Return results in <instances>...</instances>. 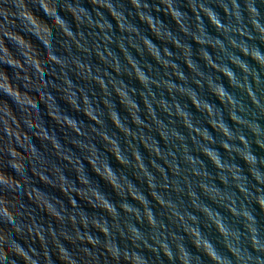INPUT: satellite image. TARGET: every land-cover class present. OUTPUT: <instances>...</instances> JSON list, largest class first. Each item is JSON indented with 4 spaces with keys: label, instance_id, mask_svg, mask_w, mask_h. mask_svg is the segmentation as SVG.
Segmentation results:
<instances>
[{
    "label": "clouds",
    "instance_id": "obj_1",
    "mask_svg": "<svg viewBox=\"0 0 264 264\" xmlns=\"http://www.w3.org/2000/svg\"><path fill=\"white\" fill-rule=\"evenodd\" d=\"M90 3L94 6L96 17L92 16L91 11L84 7L80 0H3L0 3V125L8 138L7 145L0 148V152L7 156L6 165L0 166V225L8 226V231L0 228V264H41V252L31 246L25 247L16 238H23L25 231L34 240L38 238L42 243L43 264H55L52 261V251L48 248L44 226L36 223L25 224L22 219L23 213L19 209L25 207L24 198L30 204L40 207L46 215L62 223L67 218L73 225L79 224L84 229L81 231L80 227H77L74 238L84 245L80 249L83 257L76 255L62 243L55 230H49L59 264H99L101 256L104 260L111 261V264H150L149 257L144 254L145 249L157 258L166 259L168 264H194L197 259L200 264H204L205 257L207 264H264V226L256 213L257 208L264 211V11L258 7V0H216L215 6L205 0H187V7L195 18V30L191 18L177 6L176 0H159L154 8L148 0H129L138 19L146 23L158 38L170 41L182 49L185 64L194 73L189 83V77L174 60L169 59L173 53L167 47L162 53L146 36L141 37L143 48L134 42V38L124 37L141 53L146 49L165 70L172 69V75L181 83L171 79L157 81L131 56L123 40L119 43L131 66L129 74L135 76L147 93L143 95L144 103L161 138L165 140L166 145L179 142L175 152L171 149L165 152L154 138L149 137L150 142L145 143V137L139 136L145 147L164 159L167 164V169L154 165L161 173L163 183L157 181L155 175L147 170L138 149L132 152L135 161V165H132V160L124 154L118 140L106 133L102 134L103 139L111 145V152L117 161L136 167L143 173L150 195L162 207L168 209L169 220L180 229L179 232L171 233L168 225L157 219L150 201L143 192L126 176L118 174L106 157L101 159L95 145L78 142L82 149L89 151L88 163L92 165L94 172L121 195L119 207L98 187L92 186L84 171L83 161L79 158H76L75 164L78 179L85 185L83 188H77L74 183H70L58 167L54 168L55 178L46 174L47 169L37 170L36 163L45 162L43 154L36 148L27 132L21 129V119L17 117V112L27 117L23 119L24 126L38 139L50 141L53 149L59 154L62 147L59 140L47 131L46 126L31 118L34 113L39 114V106L43 102L49 115L58 123L72 129L77 136L85 135L80 123L60 113L54 96L46 91L49 86L48 76L54 68H58L60 75L64 77L60 90L64 93L65 100L77 110H81V97L77 93L82 92V89L74 84L68 72L77 71L83 78L93 79L108 93V83L112 82L111 80L106 82L103 76L94 75L90 66L74 55L58 53L55 32L63 35L64 46L69 52L73 44L80 51H91L82 43L85 39L80 30L82 25L99 29L105 34V42H113L109 35L113 31V25L101 9L106 10L116 20L122 33L139 35V30L113 0H90ZM260 3L264 4V0H260ZM217 8L222 10L223 15ZM153 11L164 12L176 22L180 31L191 36L200 46L199 58L212 72L205 73L201 69L199 63L193 59L191 45L182 43L174 36L164 26L163 21L152 14ZM61 12L70 14L72 21L62 16ZM205 17L215 29L216 36L208 32L204 23ZM72 23L76 24V31L73 30ZM17 25L20 26L19 31L15 30ZM33 38L38 42L39 48L34 46ZM208 47L217 53L215 58L207 51ZM97 55L105 62L111 56L114 71L121 72L119 59L110 49L105 48L104 52H101L97 45ZM214 73H219V76ZM221 77L227 78V87ZM153 84L165 88L172 95L173 101L169 103L163 97L157 100L152 92ZM191 84H195L199 89L207 86L219 104L201 96ZM113 89L138 128L147 126L139 116V104L134 99L135 90L128 89L122 81L114 83ZM177 93L186 96L192 106L206 116L207 123L220 134L219 145L229 154L227 159L221 155L218 148L212 147L217 143L216 138L207 128L194 122L187 106L175 100ZM147 97H151V100ZM82 100L84 113L96 123H102L101 116L96 114L97 110L90 98L85 94ZM151 101H155L169 116L178 118L188 129V137L176 129L168 128L155 115L156 107ZM105 104L108 105L109 102L105 100ZM109 117L126 136L136 137L137 134L121 121L111 105ZM189 139L193 142L192 147L188 146ZM254 149H259L260 154H256ZM195 152L208 158L216 169L215 175L209 173L207 166ZM62 158L71 162L68 156ZM237 158L243 161V164L236 163ZM26 159L32 164L33 174L39 175L42 182L53 187L58 186L61 191L69 194L74 209L78 208V205L75 197L70 195L72 191L107 216L90 219L83 211L67 214L65 208H58V201L54 202L42 190L29 184ZM181 161L184 167L181 166ZM169 169L173 176L171 179L168 176ZM217 180L219 184L216 183ZM159 187L187 196L194 211L182 208V201L176 202L166 198L164 193L158 190ZM129 196L136 200L140 207L130 204ZM208 200L218 204V208L225 209L236 223L218 208L213 209L211 204L207 203ZM121 212L135 217L136 222L140 224L146 222L151 233L146 234L133 222L121 225ZM197 212L207 219L209 227L215 228L219 236L218 242L224 251L201 230ZM107 217H111V223ZM90 225L103 235V240L90 231ZM62 235H65V239L73 240V237L66 233ZM185 236L198 254H194L187 246ZM121 240L127 241L129 246L122 247ZM95 248L102 249V252L99 255L94 253L92 249Z\"/></svg>",
    "mask_w": 264,
    "mask_h": 264
},
{
    "label": "water",
    "instance_id": "obj_2",
    "mask_svg": "<svg viewBox=\"0 0 264 264\" xmlns=\"http://www.w3.org/2000/svg\"><path fill=\"white\" fill-rule=\"evenodd\" d=\"M3 0H0V3H2ZM113 2L124 11V14L127 16L128 20L136 25L139 30V35L136 34H128V33H122L119 28L117 27L116 20L113 19L111 15L107 13L106 10L101 9L100 11L104 12V15L107 17V19L111 22L113 25V31L109 33V35L112 38L113 42H105L103 40L104 33H101L99 29H93L86 25L80 26V30L83 32L84 35V41L82 43H85V47L89 48L91 51L84 52L77 49V47L73 44L70 52L66 51V48L64 46V40L62 34L59 32H55L56 35V48L59 54L62 55H74L78 59L82 60L85 65L90 66L91 71L94 75H101L105 79V81H112L108 83V93H105L100 85L96 83L91 78H83L82 76L77 74V71H70L68 72V75L71 77L74 84H76L80 89H82V92H78L77 95L81 97L80 104H81V110L75 109L70 103H68L64 98V93L60 90L63 85V79L64 77L60 75V70L58 68L52 69L50 75L48 76L49 86L46 89L47 92H50L54 98L55 103L59 107V112L62 114H66L71 118H74L78 123H80V126L85 133L84 136H77V134L70 128L63 125V123H58L57 120L53 119L52 116L49 115V112L47 110V106L45 103H40V111L39 114H33L31 117L34 120H38L40 123H42L44 126L47 127V131L51 133L53 137H56L60 144L61 148L59 150V154L56 150L53 149V146L50 141H43L35 137L32 133V131L28 130L24 124L23 119L27 118L23 114L17 112V117L21 119V129L24 132H27L28 136L32 139L33 143L35 144L36 148L43 154L44 157V163L41 164L39 162L36 163L35 167L37 170L47 169L46 174L53 176L55 178L54 168L58 167L61 172L68 178L70 183H74L75 187L77 188H83L85 185L81 184L78 179V173L76 171V164L75 160L76 158H79L83 161L84 164V171L91 181V184L93 187H98L101 192L106 194L108 198L114 202L117 207H119V204L122 200V197L119 193H117L110 184H108L100 175L96 174L93 170V167L91 164L88 163V159L90 157L89 151L86 149H82L79 146L80 141L89 144V145H95V148L99 151V155L101 159H104L105 157L110 161L112 168L117 171L118 174L126 176L128 180H130L137 188H139L143 194L147 197V199L151 203V207L156 214V217L158 220L162 221L164 224L168 225L169 232H179L180 229L174 224L171 220L168 218V209L162 207L157 201L150 195V189L147 186V183L145 181V178L143 176V173L139 171L138 168L133 166H126L121 164L119 161L116 160L115 156L111 152V145L108 144L107 141H105L102 137L103 133H106L108 136L113 137L118 140L119 145L121 149L124 151V154L132 160V165H135V161L132 157V152L134 149H138L139 153L142 155L143 163L147 166V170L152 172L157 181L161 180V173L157 170L158 166H164L167 169V164L165 163L164 159H161L159 156L155 155L154 153L150 152L147 147H145V144L141 141L139 138L140 135H143L145 137V143H149L150 140L149 137L154 138L156 141L159 142V147L167 152L169 149L171 151H176L177 147L179 145V142H176V144H168L166 145L165 140L161 138L159 131L157 130V126L154 123L152 117L148 114L143 95H146L143 86L140 84V82L135 78L134 75H130L129 72L131 71V66L128 64V61L125 58V53L121 51L119 47V43L121 40H123L124 45L127 47V51L131 54V56L139 61L140 66L144 68L146 72H148V75L152 76L157 81L160 80H167L171 79L176 83H181V81L178 80V78L175 75H172V69L165 70L162 65L156 62V60L148 54L147 50L144 49L143 53L137 50L136 47H133L132 44L129 42V39H124V37H130L134 38V42L138 44L141 48H143V42L141 37L146 36L149 38L154 44H156L163 53V49L167 47L172 53V57H169V59L174 60V62L179 65V67L183 70L186 76L189 77V83H191V78L193 77L194 73L191 72V70L187 67L184 61L183 51L181 48L176 47L172 42L167 40H162L158 38L148 27L146 23L141 22L137 15L136 10L132 8L131 4L129 3V0H113ZM206 3H210L212 6H215L216 0H205ZM80 3L89 9L91 11L92 16L96 17V12L93 10L94 6L90 3V0H80ZM148 3L154 8L155 5L159 3V0H148ZM177 6H179L183 11H185L189 18H191L193 30H195V18L190 11V9L187 7V0H176ZM258 7L261 8L262 11H264V4L260 3V0H258ZM218 12H220L221 15H223V12L221 9H216ZM154 16L158 17L161 21H163L164 26L171 31V33L176 36L182 43L190 44L193 52V59H195L201 69L205 73L212 72L211 69L207 68L205 66V62L199 58V48L200 46L197 45L191 38V36L186 35L184 32L180 31L178 25L176 22L168 15H165L164 12H155L152 13ZM61 15L64 16L66 19H68L70 22L72 21V17L70 14L61 12ZM50 23V22H49ZM205 25H207V30L210 34L213 36H216L217 33L215 29L209 24L207 18L204 19ZM73 30H77V26L75 23H72ZM16 31L20 30V26L17 25ZM33 44L35 47L39 48L38 42L35 41L33 38ZM97 45H99V51L104 52V49H110L112 53L118 57L120 65H121V72L117 73L114 71L112 67V63L114 61L112 60V57H108V61L105 62L100 58L99 55H97ZM11 47V46H10ZM207 51L213 56V58L216 57L217 53L211 48L208 47ZM105 56H107V52L104 53ZM237 71H239L237 69ZM9 72L11 73V69H9ZM167 73V74H166ZM214 75L219 76V73H214ZM223 80L225 86H228L227 78L221 77ZM123 82L128 89L135 90L134 99L139 104L140 112L139 116L142 120H144L145 125L142 129L138 128V126L132 121V117L130 112L127 110L124 104L120 102V98L115 93L113 89L114 83ZM193 88H197L195 84H191ZM230 91H234L232 89H229ZM197 91L200 92L201 96L204 98L209 99L210 101H215L217 105L219 104V101L216 100V98L209 92L207 86H205L203 89L197 88ZM152 92L155 93L156 99L159 100L161 97L168 100L169 103L173 101L172 95L163 87H157L155 84L152 85ZM87 95L90 100L92 101L93 106L97 110V115L101 116L102 123H96L95 121L91 120L82 110L83 109V100L82 96ZM131 94V93H130ZM149 100H151V97H147ZM105 100L109 102L108 105L105 104ZM175 100L179 101L181 105L187 106V109L192 113L194 122L198 123L202 127H205L208 129L210 134L216 138L217 143L212 145L214 148H218L221 155L227 159L228 153L225 152V150L220 147L219 141L221 139L220 134L217 133L208 123L207 118L204 114L199 112L194 106H192L191 101L186 96H181L179 93L176 94ZM154 104L155 108V115L161 119L165 125L168 126V128L176 129L180 133H182L185 137H188L189 132L186 127L181 123V121L176 117L169 116L166 112L162 111L159 106L155 104V101H151ZM109 105L113 106L114 110L118 113V115L121 118V121L128 126L134 133H136V137L133 136H126L123 131H121L119 128L115 126L113 121L109 117ZM59 114V113H58ZM61 114V121H63V115ZM225 119L227 120V113L225 112ZM231 123V121H229ZM95 129V130H94ZM7 137L4 135L2 131V125H0V148H4L7 145ZM175 143V142H174ZM188 146L192 147L193 142L191 139L187 141ZM256 154H260L259 149H254ZM195 155L200 156V158L203 160L204 164L207 166V169L209 173L215 175L216 169L211 164V162L208 160L207 157L202 156L200 153L195 152ZM177 155L179 153L177 152ZM62 156H68L71 159V162L69 159H64ZM171 159V157H169ZM7 156L5 153L0 152V166L6 165ZM236 163L243 164V161L239 160L237 158ZM26 167L28 168V178H29V184L35 185L36 188L42 190L45 194L49 196L50 199H52L54 202H57V207H63L67 210V214H72L73 212L77 211H83L88 215V217L91 219L93 217H101V216H107L106 213H104L102 210L93 208L85 199H83L81 196H79L75 191H72L70 193L71 196L75 197L77 201L78 208L74 209L70 203L69 194L63 192L60 190V188L53 187L49 184H46L42 182L39 178V175H34L32 172V164L29 163V161L25 160ZM181 166L184 167L183 162L181 161ZM168 176L169 178H173L172 172L169 169L168 170ZM194 180L196 178H193ZM217 184H219V180L216 181ZM223 187V185H220ZM27 187V186H26ZM158 190L162 193H164L166 198H170L173 201L181 202L182 208H188L189 211H194V209L191 208L190 203L188 201L187 196L182 195V193H179L177 191L171 190V189H165L163 187H159ZM237 198L239 199V196L237 195ZM203 199V197H202ZM128 202L132 205H135L137 207H140L138 202L136 200H133L130 196L128 197ZM23 203L25 204V207L22 209H19L23 213L22 219L25 224H32L36 223L39 225H43L46 229L45 236L47 239L48 248L52 251V261L55 262V264H59V261L56 257V251L53 244V237L49 235V230H55L56 235L59 237L60 241L64 243L69 249H71L76 255L83 257V253L80 251V249L84 246L81 244L79 240H75V232L76 228L80 227V230L83 231L84 229L79 225H73L70 220L65 219V221L62 223L52 216L46 215L44 211L40 207L35 206L34 204H30V202L24 198ZM207 203L211 204V207L213 209L218 208V204L212 203V201L208 200ZM218 210L224 214L228 219H232L234 223H236L234 218H231L229 214L225 211L223 208H218ZM257 217L261 221L262 226H264V211H261L257 208L256 210ZM196 215L199 217L200 221V228L201 230L208 236L210 240H212L213 243L216 244L218 248L221 249V251H224L223 246L218 242L219 236L216 232L214 227L208 226L207 219L200 214L199 212L196 213ZM229 216V217H228ZM109 220V223H111V217H107ZM77 221H79V216H77ZM127 222H133L137 224V227H139L143 232L146 234L151 233V229L149 228L148 224L145 222L143 224H140L136 222L135 217L130 216L129 214L121 212V218L120 223L121 225L127 223ZM0 228L4 229L5 231H8V226L6 225H0ZM90 231L94 234L100 237L101 240L104 239L103 235L99 233L95 228H92L91 225L89 226ZM62 233H66L73 237V240L65 239V235H62ZM19 242L24 245L25 247L31 246L37 249V251L41 252V264H43V245L40 242V240L33 239L31 235L25 231V234L23 238L17 236L16 237ZM185 243L187 246L191 249V251L194 254H198L197 250L191 245L189 239L187 236L184 237ZM121 246H129L128 242L125 240H121ZM88 247H91V245H88ZM94 253L100 254L102 252V249L95 248L92 249ZM144 254L149 257L150 264H168L167 260L164 258H157L154 256L153 253L145 249ZM87 259V258H84ZM204 259V264H207V258ZM23 264V262H21ZM95 264V262H94ZM99 264H111V261L104 260L103 256H101ZM194 264H200L199 260H195Z\"/></svg>",
    "mask_w": 264,
    "mask_h": 264
}]
</instances>
